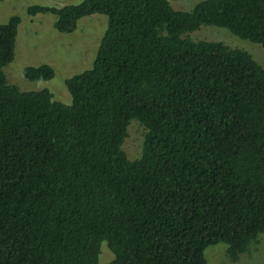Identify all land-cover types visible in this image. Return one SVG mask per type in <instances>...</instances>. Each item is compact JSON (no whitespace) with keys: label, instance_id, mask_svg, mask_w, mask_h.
<instances>
[{"label":"trees","instance_id":"1","mask_svg":"<svg viewBox=\"0 0 264 264\" xmlns=\"http://www.w3.org/2000/svg\"><path fill=\"white\" fill-rule=\"evenodd\" d=\"M2 1V0H0ZM73 32L107 17L91 67L66 78L70 103L22 90L4 67L21 16L0 21V264H208L223 242L237 261L264 232V65L222 41L228 28L264 48V0H81L31 4ZM31 80L55 68L24 67ZM145 127L141 155L123 142Z\"/></svg>","mask_w":264,"mask_h":264},{"label":"rangeland","instance_id":"2","mask_svg":"<svg viewBox=\"0 0 264 264\" xmlns=\"http://www.w3.org/2000/svg\"><path fill=\"white\" fill-rule=\"evenodd\" d=\"M81 0H2L0 1V21L17 13L22 20L16 40L14 59L4 67L9 81L16 83L22 90H40L49 88L54 97L64 103H70L71 94L65 84L66 78L74 73L91 67L101 39L107 28L104 14H93L79 20L77 28L71 33L59 32L54 27L56 15L38 13L30 15L27 7L31 4L61 6L78 3ZM202 0H169L175 9L191 10ZM193 40L222 41L230 47L248 51L259 63L264 65V48L261 44L243 39L233 34L226 27L201 25L189 31ZM48 63L55 68V75L50 80H31L25 77L24 67ZM146 129L137 119H132L123 142V149L128 157L135 159L141 155ZM208 264H264V232L259 239L240 255L237 261L230 259L227 244L219 242L205 249ZM112 251L106 242L102 243L98 264H108Z\"/></svg>","mask_w":264,"mask_h":264}]
</instances>
